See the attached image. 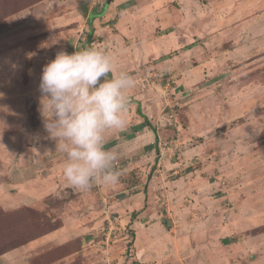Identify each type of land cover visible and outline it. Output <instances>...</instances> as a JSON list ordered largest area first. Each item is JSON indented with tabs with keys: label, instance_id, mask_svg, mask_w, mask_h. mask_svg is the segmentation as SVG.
Instances as JSON below:
<instances>
[{
	"label": "rangeland",
	"instance_id": "1",
	"mask_svg": "<svg viewBox=\"0 0 264 264\" xmlns=\"http://www.w3.org/2000/svg\"><path fill=\"white\" fill-rule=\"evenodd\" d=\"M107 1L0 0V264H264V0ZM89 47L156 132L128 102L119 182L79 190L39 83Z\"/></svg>",
	"mask_w": 264,
	"mask_h": 264
},
{
	"label": "clouds",
	"instance_id": "2",
	"mask_svg": "<svg viewBox=\"0 0 264 264\" xmlns=\"http://www.w3.org/2000/svg\"><path fill=\"white\" fill-rule=\"evenodd\" d=\"M112 70V58L92 47L59 51L42 67L38 102L43 127L64 154V178L79 190L120 179L119 154L106 144L110 133L126 127L127 92L134 81L124 71L108 78Z\"/></svg>",
	"mask_w": 264,
	"mask_h": 264
},
{
	"label": "trees",
	"instance_id": "3",
	"mask_svg": "<svg viewBox=\"0 0 264 264\" xmlns=\"http://www.w3.org/2000/svg\"><path fill=\"white\" fill-rule=\"evenodd\" d=\"M82 13V12H81ZM84 15V14H83ZM112 74H109L108 78H111ZM128 102H132V103H137L136 105V112L137 114L142 117L143 121L141 122V124L138 126L137 130H142L144 127H148L149 129H151L153 132H156V128L152 125L151 121L148 119L147 115H145L141 110L140 107L138 105V102L132 98H128Z\"/></svg>",
	"mask_w": 264,
	"mask_h": 264
},
{
	"label": "crops",
	"instance_id": "4",
	"mask_svg": "<svg viewBox=\"0 0 264 264\" xmlns=\"http://www.w3.org/2000/svg\"><path fill=\"white\" fill-rule=\"evenodd\" d=\"M141 124V123H140ZM139 124V125H140ZM143 130H147L146 129V127H144L143 129H142V131H141V133H143V132H146V131H143ZM138 131H140V130H138ZM145 135H147V134H145ZM135 202H139V197H138V200L137 199H135ZM137 210H139L138 208H137ZM147 213V209H145L144 211H142L141 213H140V215L139 216H142V215H144V214H146ZM153 215V214H152ZM154 216V215H153ZM151 217V215L150 216H146L144 219H148V218H150Z\"/></svg>",
	"mask_w": 264,
	"mask_h": 264
},
{
	"label": "water",
	"instance_id": "5",
	"mask_svg": "<svg viewBox=\"0 0 264 264\" xmlns=\"http://www.w3.org/2000/svg\"><path fill=\"white\" fill-rule=\"evenodd\" d=\"M109 1H110V0H109ZM109 1H107V3H108Z\"/></svg>",
	"mask_w": 264,
	"mask_h": 264
},
{
	"label": "built area",
	"instance_id": "6",
	"mask_svg": "<svg viewBox=\"0 0 264 264\" xmlns=\"http://www.w3.org/2000/svg\"><path fill=\"white\" fill-rule=\"evenodd\" d=\"M54 58H55V56H54ZM54 58H53V59H54Z\"/></svg>",
	"mask_w": 264,
	"mask_h": 264
}]
</instances>
